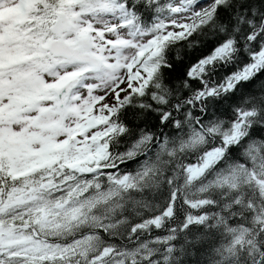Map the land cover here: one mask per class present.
I'll return each instance as SVG.
<instances>
[{
  "label": "snow or ice",
  "instance_id": "obj_1",
  "mask_svg": "<svg viewBox=\"0 0 264 264\" xmlns=\"http://www.w3.org/2000/svg\"><path fill=\"white\" fill-rule=\"evenodd\" d=\"M0 264H264V0H0Z\"/></svg>",
  "mask_w": 264,
  "mask_h": 264
}]
</instances>
